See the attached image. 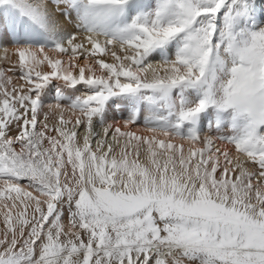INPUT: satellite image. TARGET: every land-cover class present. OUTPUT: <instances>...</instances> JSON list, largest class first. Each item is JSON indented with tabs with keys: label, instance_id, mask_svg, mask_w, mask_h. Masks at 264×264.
Returning <instances> with one entry per match:
<instances>
[{
	"label": "snow or ice",
	"instance_id": "snow-or-ice-1",
	"mask_svg": "<svg viewBox=\"0 0 264 264\" xmlns=\"http://www.w3.org/2000/svg\"><path fill=\"white\" fill-rule=\"evenodd\" d=\"M0 26V264H264V0H0Z\"/></svg>",
	"mask_w": 264,
	"mask_h": 264
},
{
	"label": "bare ground",
	"instance_id": "bare-ground-1",
	"mask_svg": "<svg viewBox=\"0 0 264 264\" xmlns=\"http://www.w3.org/2000/svg\"><path fill=\"white\" fill-rule=\"evenodd\" d=\"M147 2L154 5L156 0H147ZM0 31H3L2 26H0ZM9 37H11L10 31H9ZM4 48H8V53H7L8 59L7 60L5 59ZM14 49H15V43L11 42V40H8V41L0 40V67H10L17 62L18 57L15 56ZM18 74L19 73L17 71L16 75ZM53 98H55V90L54 92L49 93L48 99L45 101V111H49L47 105L54 104L56 102L55 99L53 100ZM121 102H122V105L116 104V103H121ZM109 103L111 104V109L113 108L109 114V122H116V123L122 124V122L127 119V116L130 112L131 106L129 102L127 100H122L121 98H113V100L110 101ZM116 105H118L117 109L115 107ZM58 115H59L58 110L52 111L50 113L51 123H56L58 121ZM68 117H69V113H65V118H68ZM143 127H144L143 123L141 122L138 126H134L132 130L137 131L138 134H146L143 132ZM203 127H204L205 134H207V121L203 122ZM97 131H102V129L98 128ZM121 143H123V141H121ZM1 229L2 228H0V230Z\"/></svg>",
	"mask_w": 264,
	"mask_h": 264
},
{
	"label": "rangeland",
	"instance_id": "rangeland-1",
	"mask_svg": "<svg viewBox=\"0 0 264 264\" xmlns=\"http://www.w3.org/2000/svg\"><path fill=\"white\" fill-rule=\"evenodd\" d=\"M54 84H56L57 82L55 81V82H53ZM52 92H54V89H53V91ZM55 98H53V100H54ZM123 100V99H122ZM116 104H119V105H122V102L121 103H116ZM113 106V105H112ZM117 106L118 105H116L115 107H116V109H117ZM113 109V108H112ZM101 129V128H100ZM97 130H98V128H97ZM2 219H3V217H2V214H0V222H2ZM0 228H2V223H0ZM2 230V229H1ZM0 230V231H1Z\"/></svg>",
	"mask_w": 264,
	"mask_h": 264
}]
</instances>
